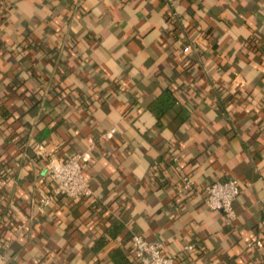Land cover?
<instances>
[{
    "label": "crops",
    "instance_id": "obj_1",
    "mask_svg": "<svg viewBox=\"0 0 264 264\" xmlns=\"http://www.w3.org/2000/svg\"><path fill=\"white\" fill-rule=\"evenodd\" d=\"M39 145L84 153L91 193L43 205ZM229 178L226 225L203 196ZM134 233L178 264H264V0H0L5 264H137Z\"/></svg>",
    "mask_w": 264,
    "mask_h": 264
},
{
    "label": "built area",
    "instance_id": "obj_2",
    "mask_svg": "<svg viewBox=\"0 0 264 264\" xmlns=\"http://www.w3.org/2000/svg\"><path fill=\"white\" fill-rule=\"evenodd\" d=\"M37 154L46 159L47 176L53 182L50 194L42 199L46 205L56 196L79 199L91 193L89 182L83 174L84 153H75L64 159L45 150L43 145L37 148ZM242 185L236 178L216 180L211 183L203 196L205 205L223 213L224 223L231 225L236 214L234 201L240 194ZM181 190L186 193L197 191L194 181L187 175L181 178ZM133 256L137 264H178L174 255H165L159 241H149L143 235L134 233L131 237ZM188 245L187 248H192ZM0 264H5L4 254L0 250Z\"/></svg>",
    "mask_w": 264,
    "mask_h": 264
}]
</instances>
